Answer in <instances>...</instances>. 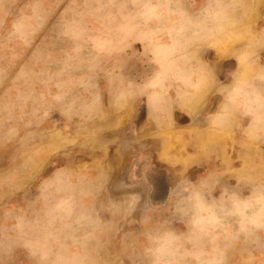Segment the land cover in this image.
Returning <instances> with one entry per match:
<instances>
[{
  "label": "rangeland",
  "instance_id": "1",
  "mask_svg": "<svg viewBox=\"0 0 264 264\" xmlns=\"http://www.w3.org/2000/svg\"><path fill=\"white\" fill-rule=\"evenodd\" d=\"M0 264H264V0H0Z\"/></svg>",
  "mask_w": 264,
  "mask_h": 264
},
{
  "label": "crops",
  "instance_id": "2",
  "mask_svg": "<svg viewBox=\"0 0 264 264\" xmlns=\"http://www.w3.org/2000/svg\"><path fill=\"white\" fill-rule=\"evenodd\" d=\"M177 77L181 81H183V83H184V84L181 83V88H180L181 90L178 91L180 99H184V101H186L187 100L186 97L188 95H196V102H195V104L192 103L191 107L193 108V110H196V111L200 110V108L205 109L206 105H207L208 88H202L201 87L199 89H194V90L191 89L190 91H186V93H185L184 89L182 88L184 85H186V84H190L191 85V83H192L191 86L194 87V86H197V84L194 81V79L191 80V81L189 79H186L187 80L186 81L182 74H178ZM155 94H160V93L157 91V92H155ZM154 99H156V96H154V95L150 96V93L146 97V99H145L146 103H145V106H144V119H147L146 117H150V116L154 117V115L157 116V114L155 112V109H157L158 106H160V104L158 103V101H155ZM192 102H193V100H192ZM225 103H226V101L225 102H221L220 103V107H219L220 108L219 111L217 113H215V114L211 113V115H209L207 117V125H208L207 129H209V127H212V125L215 123L216 119L217 120H224L225 117H227L226 116V112H224L225 109H226L225 108L226 107ZM174 113L175 112L172 110L171 115H173ZM157 119H158V117L155 120L157 121ZM204 129H206V128H204ZM175 135H176V133H175V131H173L172 137H174ZM212 136H215L214 132L211 133V138H212Z\"/></svg>",
  "mask_w": 264,
  "mask_h": 264
}]
</instances>
